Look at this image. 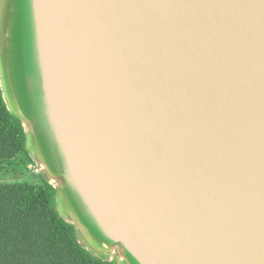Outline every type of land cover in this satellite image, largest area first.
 <instances>
[{"label": "water", "instance_id": "obj_1", "mask_svg": "<svg viewBox=\"0 0 264 264\" xmlns=\"http://www.w3.org/2000/svg\"><path fill=\"white\" fill-rule=\"evenodd\" d=\"M67 187L134 264H264V0H30Z\"/></svg>", "mask_w": 264, "mask_h": 264}, {"label": "rangeland", "instance_id": "obj_2", "mask_svg": "<svg viewBox=\"0 0 264 264\" xmlns=\"http://www.w3.org/2000/svg\"><path fill=\"white\" fill-rule=\"evenodd\" d=\"M38 71L30 0H0V87L3 99L8 110L22 123H39L34 130L27 125L25 128L31 163L24 169L14 166L0 168V184L24 181L39 184L40 179L45 178L56 188V209L65 221L74 225L79 243L94 256L117 264H131L121 250L104 244L93 234L65 193L62 182L55 179L57 149L40 122L42 90ZM41 156L51 171L42 170ZM35 169H38L37 173Z\"/></svg>", "mask_w": 264, "mask_h": 264}, {"label": "trees", "instance_id": "obj_3", "mask_svg": "<svg viewBox=\"0 0 264 264\" xmlns=\"http://www.w3.org/2000/svg\"><path fill=\"white\" fill-rule=\"evenodd\" d=\"M20 119L4 102L0 87V168L24 169L32 159ZM0 264H117L94 256L78 241L74 225L56 209V189L39 184H0Z\"/></svg>", "mask_w": 264, "mask_h": 264}, {"label": "flooded vegetation", "instance_id": "obj_4", "mask_svg": "<svg viewBox=\"0 0 264 264\" xmlns=\"http://www.w3.org/2000/svg\"><path fill=\"white\" fill-rule=\"evenodd\" d=\"M39 77H40V69H39ZM40 122H41V125H42V128H45L46 130H47V132H48V129H47V127L45 126V123H44V115L40 112ZM39 123L38 122H35V121H30V125L32 126V128H31V130H34L36 127H37V125H38ZM48 135H49V137H50V134H49V132H48ZM50 139H51V141H52V144L54 145V147H56V145H55V143H54V141L52 140V138L50 137ZM56 149H57V147H56ZM57 166L55 167V174H54V176H55V179H59V181H61L62 182V184H63V188H64V190H65V193L67 194V196L70 198V200L71 201H73L72 202V204H74L75 205V207H77L78 209H79V211H80V213L82 214V216L84 217L83 218V221H84V223L93 231V234H95L96 236H98L100 239H101V241L104 243V244H107V245H109L110 247H113V248H118L119 250H121L122 251V253H123V256H124V258H126L131 264H134L131 260H130V258H129V256L124 252V250L122 249V247L120 246V245H118V244H114V243H111V242H109L108 240H106V239H104L94 228H93V225H92V223L90 222V220H89V218L86 216V214L84 213L85 211H83V208L81 207V205H80V203L77 201V199L75 198V196H74V194L71 192V190L67 187V185H66V182H65V178H64V176H63V174H62V159H61V157H60V155H59V153L57 152ZM41 158H42V156H41ZM41 167H42V170L44 169L46 172L47 171H51V168L49 167V166H47L46 164H45V162L43 161V158L41 159ZM56 189V188H55Z\"/></svg>", "mask_w": 264, "mask_h": 264}, {"label": "crops", "instance_id": "obj_5", "mask_svg": "<svg viewBox=\"0 0 264 264\" xmlns=\"http://www.w3.org/2000/svg\"><path fill=\"white\" fill-rule=\"evenodd\" d=\"M22 124H23L24 130H25V133L27 132V130L25 129V128H26V125H27V126H29V127H30V129L32 128V126H31V125H29V124H30V122H29V123H27V124H24V123H22Z\"/></svg>", "mask_w": 264, "mask_h": 264}, {"label": "built area", "instance_id": "obj_6", "mask_svg": "<svg viewBox=\"0 0 264 264\" xmlns=\"http://www.w3.org/2000/svg\"><path fill=\"white\" fill-rule=\"evenodd\" d=\"M34 172L37 173L38 172V169H35Z\"/></svg>", "mask_w": 264, "mask_h": 264}]
</instances>
